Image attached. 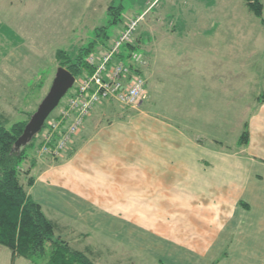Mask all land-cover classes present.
<instances>
[{
    "label": "crops",
    "instance_id": "1",
    "mask_svg": "<svg viewBox=\"0 0 264 264\" xmlns=\"http://www.w3.org/2000/svg\"><path fill=\"white\" fill-rule=\"evenodd\" d=\"M215 33L185 42V58L198 53L199 60L151 71L170 102L184 103V121L175 120L171 105L143 108L145 99L111 117L119 106L107 100L93 107L69 152L30 159L26 170L36 175L25 189L56 228L111 234L145 264H264V102L253 96L241 110L239 95L256 83L248 79L253 69L233 60L240 32L224 43ZM209 117L232 125L230 140L204 128Z\"/></svg>",
    "mask_w": 264,
    "mask_h": 264
},
{
    "label": "rangeland",
    "instance_id": "2",
    "mask_svg": "<svg viewBox=\"0 0 264 264\" xmlns=\"http://www.w3.org/2000/svg\"><path fill=\"white\" fill-rule=\"evenodd\" d=\"M261 2L264 18V0ZM111 6H120L119 14L115 9L109 10ZM137 16L140 18L130 41L134 46L132 48L141 52L144 58L141 74L146 79L147 96L143 108L154 111L160 107L170 111L171 105L175 120L184 121V103L170 102V97L165 95L167 92H162L158 84L153 85L151 71L155 64L173 67L186 59L194 60L197 57L199 60L198 53L185 58L183 48L190 38L198 39L199 34L206 31L217 32L212 39L223 43L232 40L231 33L240 32L241 43L232 51L233 60L241 65L248 64L253 69L251 73H254V76L250 73L248 79L256 82L254 86H245L246 91L239 95L240 108L251 107L255 101L253 96L258 102L257 96L264 89V26L247 8L244 0H0V116L8 120V125L18 120L27 122L48 91L59 66V61L55 59L57 49H63L72 58L81 47L92 43L94 50L100 53L118 36L122 22L126 23ZM248 32L250 34L246 36ZM228 46L227 42L221 49L225 50ZM120 50L126 61L131 48L122 45ZM190 50L187 48L186 53ZM162 78L167 81L166 71ZM73 86L51 111L50 117L58 113ZM163 89L166 91V87ZM117 105L119 107L113 108L109 114L111 117L128 115L134 110L131 106ZM245 116L243 109L239 119L241 133L245 130ZM217 121L220 119L207 118L204 128L213 134L224 132L225 140H230L232 125L220 126ZM41 138V134L33 137L31 146L27 147V156L21 162L20 182L25 188L27 177L36 175L33 169L30 173L24 172L29 171L26 169L30 159L46 155L37 153ZM204 138L210 142L214 137ZM68 146L61 155L52 159L69 152L71 144ZM54 236L65 239L72 248L85 252L95 264H145L141 263L135 249L121 246L120 240L111 234L65 225L56 228ZM40 261L45 262L46 257H41ZM0 264H10L9 249L2 245ZM12 264L31 263L20 257Z\"/></svg>",
    "mask_w": 264,
    "mask_h": 264
},
{
    "label": "trees",
    "instance_id": "3",
    "mask_svg": "<svg viewBox=\"0 0 264 264\" xmlns=\"http://www.w3.org/2000/svg\"><path fill=\"white\" fill-rule=\"evenodd\" d=\"M244 1L264 26L261 0ZM112 9L119 14L120 6L109 7V10ZM126 45L131 49L134 47L133 43ZM90 53H97L92 43L81 47L72 58L63 49H57L55 59L59 61V65L78 78L92 71L87 62ZM257 101L264 102V91L257 96ZM25 123L26 120H18L8 125V120L0 116V245L9 249L10 264L17 257H23L32 264H95L85 252L72 248L65 239L54 236L56 223L45 215L40 204L27 193L25 186L20 182V166L27 156V147L31 146L33 137L40 136L45 126L43 125L27 144L16 148L14 143ZM62 130L63 126L55 137ZM246 137L245 129L240 135V141L245 142ZM32 182L33 177H27L26 185L29 186ZM41 257H46V261L41 262Z\"/></svg>",
    "mask_w": 264,
    "mask_h": 264
},
{
    "label": "built area",
    "instance_id": "4",
    "mask_svg": "<svg viewBox=\"0 0 264 264\" xmlns=\"http://www.w3.org/2000/svg\"><path fill=\"white\" fill-rule=\"evenodd\" d=\"M139 18L129 19L110 46L100 53L88 55L87 62L92 71L74 79V86L58 113L45 119L41 143L37 148L39 155H61L81 128L84 118L98 103L112 100L123 106L134 107L146 98V81L141 74L143 54L131 49L125 61L120 50L122 45L131 43ZM62 126L63 130L55 137Z\"/></svg>",
    "mask_w": 264,
    "mask_h": 264
},
{
    "label": "water",
    "instance_id": "5",
    "mask_svg": "<svg viewBox=\"0 0 264 264\" xmlns=\"http://www.w3.org/2000/svg\"><path fill=\"white\" fill-rule=\"evenodd\" d=\"M74 75L65 67L57 66L48 91L38 103L25 123L14 145L16 148L27 144L40 131L46 117L57 106L66 91L73 85Z\"/></svg>",
    "mask_w": 264,
    "mask_h": 264
}]
</instances>
